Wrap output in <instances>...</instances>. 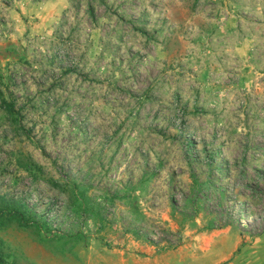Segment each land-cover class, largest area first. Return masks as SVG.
I'll return each mask as SVG.
<instances>
[{
	"label": "rangeland",
	"instance_id": "obj_1",
	"mask_svg": "<svg viewBox=\"0 0 264 264\" xmlns=\"http://www.w3.org/2000/svg\"><path fill=\"white\" fill-rule=\"evenodd\" d=\"M1 195L0 264H264V0H0Z\"/></svg>",
	"mask_w": 264,
	"mask_h": 264
},
{
	"label": "crops",
	"instance_id": "obj_2",
	"mask_svg": "<svg viewBox=\"0 0 264 264\" xmlns=\"http://www.w3.org/2000/svg\"><path fill=\"white\" fill-rule=\"evenodd\" d=\"M241 243L242 237L230 228L202 232L194 237V241L189 246L180 247V264H223L231 258ZM245 254H251V252L236 256L231 264L248 263ZM162 262L163 260L158 258L139 260V264H162ZM123 263L138 264L135 258L124 260Z\"/></svg>",
	"mask_w": 264,
	"mask_h": 264
},
{
	"label": "trees",
	"instance_id": "obj_3",
	"mask_svg": "<svg viewBox=\"0 0 264 264\" xmlns=\"http://www.w3.org/2000/svg\"><path fill=\"white\" fill-rule=\"evenodd\" d=\"M1 107L6 110L10 116H15L18 111L13 101H7L5 98L1 101ZM6 221L16 222L21 227H32L38 223L27 212L23 202L7 203L6 196H0V226H5ZM1 257V256H0Z\"/></svg>",
	"mask_w": 264,
	"mask_h": 264
}]
</instances>
